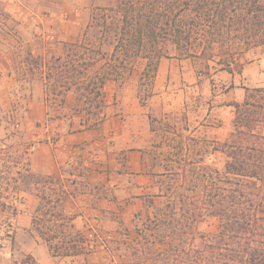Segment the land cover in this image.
I'll return each instance as SVG.
<instances>
[{
	"label": "trees",
	"instance_id": "obj_1",
	"mask_svg": "<svg viewBox=\"0 0 264 264\" xmlns=\"http://www.w3.org/2000/svg\"><path fill=\"white\" fill-rule=\"evenodd\" d=\"M113 9L119 18L109 48L64 42L62 54L47 59L27 44L21 50V43L16 46L19 65L27 67L23 74L41 73L45 100L51 93L63 105L74 93L75 110L86 115L82 123L89 129L101 127L107 119V83L124 82L140 55L146 63L137 95L141 105L147 106L167 41L184 57L200 59L206 68L218 57L217 64L228 72L241 71L242 52L264 45V0H114ZM105 17L106 12L101 15L102 26L107 25ZM97 64L98 69L89 75V68ZM234 105L235 132L230 141L173 131L180 139L170 144V162L163 171L153 172L160 177L158 195L165 200L157 206L153 197L142 196L151 214L142 228L136 227L138 245L133 255L137 263L142 252L153 264H264V133L257 130L264 123V87H246L244 100ZM148 117L152 123L150 113ZM1 141L0 239L6 235L15 241L13 219L18 213L3 191L13 187L32 192L39 197L32 215L33 236L47 244L54 258L80 256V264H89L87 255L94 240L87 238L75 226V216L65 211V201L75 191L65 185L62 176L33 171L31 150L35 143ZM209 148L226 156L222 168L203 161L202 150ZM68 165L78 168V175L86 174L82 160L79 166ZM69 173L74 172L71 169ZM209 216L219 219L217 232L198 230L199 222ZM147 231L154 241L166 243L167 249L152 252L144 248L142 234ZM144 237L146 241L149 236ZM16 264L38 262L26 254Z\"/></svg>",
	"mask_w": 264,
	"mask_h": 264
},
{
	"label": "crops",
	"instance_id": "obj_2",
	"mask_svg": "<svg viewBox=\"0 0 264 264\" xmlns=\"http://www.w3.org/2000/svg\"><path fill=\"white\" fill-rule=\"evenodd\" d=\"M67 5L74 9L78 7L70 0L66 1L65 8H69ZM64 10L59 13V18L63 17ZM62 19L67 21V16ZM245 55L247 60L242 59L244 64L240 72L226 70L223 74L224 70H221L219 81L226 86L223 93L215 97L225 98L214 104L211 109L203 104H194L192 91L195 92L200 83L195 76L190 75L188 68L175 66L172 62L174 58L171 62L168 59L167 62L161 59L153 96L159 99L161 96L165 97L166 111L181 108L186 113L190 128L195 127V123L198 122L195 133L205 135L211 140L222 141L219 139L225 138L229 131L235 132L234 103L244 100L245 88L264 87V47L251 48ZM183 79L189 81L188 84L183 83ZM137 90L138 87L129 94L127 92L124 94L123 112L112 116L108 113L107 119L99 129L85 128L84 124L74 117H62L55 123L46 121L42 124V129L50 132L46 137L47 141L36 142L31 150L33 171L44 175L62 176L65 185L75 191L66 199L65 211L75 216V226L87 238H97L87 255L89 264H107L109 261L113 264H153L147 253H139V263L133 255V246H137L136 227L140 225L138 220L143 223L147 215L151 214V209L146 206L142 196L150 195L157 206L161 205L159 202L164 199L158 195L160 177L147 170L145 146L140 144V140L135 139L138 134L133 135L129 126L131 120L145 109L139 101ZM45 96V88H39L38 94L31 101V106L45 109L47 103ZM203 106L206 107L207 117L212 116L214 120L206 125L198 121V114ZM192 123L195 125L192 126ZM257 130L264 133V123ZM51 135L56 137L52 139ZM112 136L116 138L118 146H114L113 152L109 153L106 141ZM119 140L124 143L123 146L119 145ZM121 150H125V165L120 163ZM80 160L83 161L86 174L78 175V168H70L74 172L70 174L68 164L76 167L79 166ZM72 180L77 182L72 184ZM21 191L28 198L31 207L27 209L25 204H21L17 207L19 211L13 219L15 242L19 246V251L31 254L38 264H80L83 261V257L80 256L54 258L47 244L33 236L32 215L39 204V197L32 192ZM123 227L129 230L130 235L121 231ZM128 236L132 238L131 243L126 241ZM5 245L0 242V254L6 249ZM167 247L164 242H154L147 249L160 252ZM5 255L8 264H16L17 260H10L13 251Z\"/></svg>",
	"mask_w": 264,
	"mask_h": 264
},
{
	"label": "rangeland",
	"instance_id": "obj_3",
	"mask_svg": "<svg viewBox=\"0 0 264 264\" xmlns=\"http://www.w3.org/2000/svg\"><path fill=\"white\" fill-rule=\"evenodd\" d=\"M66 1L0 0V68H2L0 69V144L2 139H5L7 143L44 142L47 141L46 137L50 133L42 129V124L46 121L55 123L62 117H74L76 120L83 122L87 118L86 115L79 114L75 110L74 93L69 94L63 105H59L58 101L54 100L52 94L49 93L45 109L31 106V101L38 94L39 88L44 87V80L40 72H37L35 76L24 75L23 72L27 67L23 64L19 65L18 58L15 57V52L18 50L16 46L20 43V50L24 44H27L34 53L41 54L47 59L61 55L64 42L90 43L95 47L100 46L105 49L111 46L110 42L116 38V25L119 18V14L114 9L112 10L114 0H70L78 5L75 9L70 8L69 5H67L69 8H65ZM110 7L112 8L109 10H103V8ZM63 9H65L63 17L67 16V21H64L63 17L59 18V13ZM104 12H106V26H102L104 20L101 15ZM165 51L166 56L162 57L164 61L167 62L168 59L171 62L174 58L172 62L175 63V66L188 68L190 75L195 76L200 83L199 88H196L195 92L192 91L194 104H203L211 109L214 104L225 98L223 96L215 97V95L223 93L226 86L222 81H219V76L222 75L221 70H224L223 74L226 73V70L222 68V65L217 64L218 57L210 60V67L206 68L200 59L184 57L183 53L177 50L170 41L165 43ZM245 52L240 54L241 60H247ZM145 63L146 58L142 55L138 56L133 62L131 74L124 82L109 81L107 83V114L110 113L112 116L123 112V96L126 92L129 94L138 87L140 74ZM98 67L97 64L89 68L88 74L92 75ZM185 82L188 84L189 81L183 79V83ZM153 95L148 100L147 106H144V111L133 118L129 126L133 135L138 134L135 139L140 140V144L145 146L147 170L161 172L164 170V166L170 162L171 155L169 153L172 152L170 144H175L180 139L173 131L182 136L190 134L198 138L208 139V137L195 133L198 122L195 123V127L190 128L186 113L181 108L176 111H166L164 106L165 97L161 96L159 99ZM108 106L110 107L108 108ZM205 106H203L205 109L202 108L198 114V121L206 125L214 120L212 116L207 117ZM149 113L154 118L152 123L148 117ZM158 119L162 120L161 124L156 122ZM195 124L192 123V126ZM54 135H51L52 139L56 137ZM113 136L108 137L106 141L109 153L113 152L114 146H118L116 145V138ZM233 137L234 131H229L225 138L219 140L230 141ZM123 144L119 140V145L123 146ZM202 153L204 162L218 168L224 166L226 156L222 152L209 148L207 151L203 149ZM120 163L124 165L126 163L125 150H121ZM3 192L7 200L17 207L21 204H25L24 206L27 209L31 207L28 198L21 190L10 187ZM164 200H160L159 203H163ZM138 221H140L139 227L142 228L141 220ZM197 228L200 231L216 232L220 228V221L217 217L209 216L199 222ZM121 231L128 232V235H130L126 227H123ZM149 234V231L145 233L149 236L146 241L144 240L145 235L142 234V243L146 249L156 242ZM4 237L3 240L0 239V242L6 244V249L0 254V264H8V261L5 260V253L10 251H13L11 261H22L26 254L19 251V246L15 241L12 242L6 235ZM126 238V241L131 243V236ZM94 240L97 241V238L94 237ZM133 248L135 247L133 246Z\"/></svg>",
	"mask_w": 264,
	"mask_h": 264
},
{
	"label": "built area",
	"instance_id": "obj_4",
	"mask_svg": "<svg viewBox=\"0 0 264 264\" xmlns=\"http://www.w3.org/2000/svg\"><path fill=\"white\" fill-rule=\"evenodd\" d=\"M89 239H90V240H94V238H93V237H91V238H89ZM90 247H91V248H93V247H94V242H93V241H91V242H90Z\"/></svg>",
	"mask_w": 264,
	"mask_h": 264
}]
</instances>
